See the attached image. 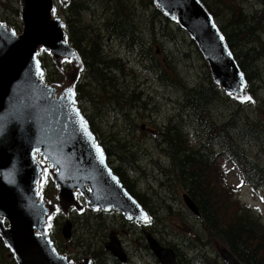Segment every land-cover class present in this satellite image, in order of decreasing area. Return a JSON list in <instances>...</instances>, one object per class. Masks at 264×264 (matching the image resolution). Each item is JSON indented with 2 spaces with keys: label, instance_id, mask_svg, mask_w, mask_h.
<instances>
[{
  "label": "rangeland",
  "instance_id": "obj_1",
  "mask_svg": "<svg viewBox=\"0 0 264 264\" xmlns=\"http://www.w3.org/2000/svg\"><path fill=\"white\" fill-rule=\"evenodd\" d=\"M203 2L206 6H232L234 8L233 16L239 7L230 0H219V3H214L213 0H203ZM73 3L78 6L77 13L68 10ZM243 6L246 12L252 8L249 0H245ZM19 7L20 0H0V19L4 17L5 21L17 25L20 32L22 22L19 17ZM120 10L121 14L113 18ZM215 13H218L217 10H215ZM56 14L68 23L70 40L73 39L72 36H75L74 30L76 28L80 29L83 33L80 39L83 46L90 43V40L96 35L101 34L104 39L102 51L111 52V46H113L112 51L114 53H111L112 56H123L124 49L120 47V44L125 39L136 43L134 50L164 66L163 75L158 81L166 83L167 86L163 92L161 91L162 88L156 85L157 83L151 84L150 80L147 82L140 81V77H138L136 83L134 76L127 74L129 84L119 88L113 87L112 90L105 89L106 92H100L101 98L95 99L94 103L90 101L81 102L87 117L92 122L93 130L100 137L116 127V136L126 138L124 147L126 151L133 154L128 157V160L132 163L124 160L118 161L117 159H111V161L115 168L120 167L122 171L124 170L126 178L133 184L132 190L135 194L143 193L148 196L147 202L142 205L147 213V219H139L136 222L131 216L114 214H101L100 219H95L94 214L90 212L83 214L79 210H73L65 214V217H57L58 220L56 226H54L52 238L62 250L66 251L63 254L67 256L70 264L81 262L85 256L92 257L94 264H160L153 253H149L148 248L145 247V244L147 245L145 232L152 233L159 242L164 239L167 244L162 245L174 248L180 262L183 264H203L209 261L207 258L216 261L218 256L223 253L222 249L228 247L218 237L208 234L201 225L199 216L193 215L186 207L182 197L184 192L183 181L179 182L180 184L176 183L175 180L160 183L164 177L168 178L162 171L163 167H168V163L165 159H162L163 165L156 161L158 155L162 153L160 146L155 141L156 131L160 137L162 132L165 131L161 128L170 119L177 121L179 119V111L177 110H187V113H185L186 118L191 117V115L188 116L189 106L183 101L184 91L190 92L198 86L205 88L204 95L199 93L203 98L191 96L187 99V103H194L200 114L209 115L210 123L208 126H211L213 121L215 129L217 131L221 130L222 135H226L229 129L231 130L229 125H242L245 127L246 124L253 121L254 125L259 121L264 129V103L254 106L244 105L243 109L238 110L237 121L230 123L227 119L228 117L230 119L231 110L238 109L233 100L241 103L242 101L238 96H232L233 100H230L223 91H218L215 84L209 83V76L205 70L207 68L203 65L202 58L194 51L193 46H190V41L185 32L177 24L171 23L167 19L164 20L160 12L159 16L156 13L155 6L151 4V0H71L68 6L58 4ZM112 18V21L118 19V23L121 21L126 23L124 28L129 30L127 35L114 33L111 38L110 27L106 24ZM224 26L226 27L225 24ZM132 31L135 32L137 39L135 37L130 39L129 35ZM141 41L143 45L140 44ZM188 50H190V54H184ZM43 56L48 61L49 79L51 80L53 77L65 79L64 71L71 70L69 63L64 61V64L58 67L46 52ZM106 56L107 58H113L110 55ZM113 59H116L121 67L125 64L120 59ZM125 62L126 64L130 63L129 60ZM261 65L264 66V61L261 62ZM82 71V64H80L77 77L81 76ZM135 71L142 78L147 75L143 74V70L139 68H135ZM127 72L129 73L131 70L129 69ZM258 72L261 79L253 76L252 83L257 89L261 100H263L264 70ZM79 81L84 86L89 82L84 73ZM152 87L160 91L154 93L151 90ZM86 88L94 94L97 92L96 83L93 84V87L88 85ZM141 89L144 91L142 98L139 97ZM122 90L127 92L129 90L128 98L121 95ZM196 92L198 91L194 90V94ZM217 93L219 99L215 101ZM84 94L88 95L86 92ZM120 95L129 105L126 103L121 104ZM104 101L111 106L114 105L113 108L117 110L113 118L109 115L101 116L106 119L105 123L101 119L91 117L92 113H103V108L99 104H103ZM122 105H124V108H121ZM106 108L109 109L110 107L107 106ZM124 110H126V113H123ZM147 117L152 118L147 121ZM184 120L183 129L186 132L187 126H192L193 121L189 119L190 123L187 119ZM145 121L147 122L143 124ZM182 125V123H179L181 129ZM139 127L141 130H139ZM150 127L151 129H149ZM224 128L227 130H223ZM210 130H213L212 126ZM248 130L246 127L243 128L242 135L246 134ZM177 131L180 133V137H186L189 146L193 150L199 145L200 141H197L198 138L194 130L188 134L184 133L183 136L179 129ZM109 134L113 135L114 133ZM243 148L245 147L243 146ZM119 151L122 152L123 148H120ZM251 152L256 154L255 149H252ZM228 180L230 183L239 181L238 174L231 168H229ZM47 188H49V185H45L42 191ZM260 194L262 195L264 192L260 191ZM258 196L259 194L251 193L250 189L248 190L246 187H243L239 192L242 201L244 199L249 200L253 206H256L257 202L260 203V209L264 213V205L261 204L262 198ZM48 199L54 201L53 197ZM221 212L226 211L221 210ZM227 213V217L234 216L236 208ZM64 218H68L73 225L72 236L68 239L63 238L61 235V221ZM138 226L142 228H136ZM112 231L116 233L120 240L128 256V262H119L109 250H105L104 244L108 241ZM176 248L179 249L180 253L177 252ZM196 253L199 257L192 260L191 257ZM0 264H15L8 248L1 245Z\"/></svg>",
  "mask_w": 264,
  "mask_h": 264
},
{
  "label": "water",
  "instance_id": "obj_2",
  "mask_svg": "<svg viewBox=\"0 0 264 264\" xmlns=\"http://www.w3.org/2000/svg\"><path fill=\"white\" fill-rule=\"evenodd\" d=\"M58 1L64 6L68 0ZM154 2L167 16L175 17L195 41L213 83L222 86L227 94L248 97L242 71L202 2ZM54 9V0H20L21 31L0 21V232L14 249L18 264H66L44 234H34V229L44 233L47 228V210L43 208L46 201L36 200L46 160L58 187L57 197L63 202L73 203L78 189L89 200L97 195L102 198L95 204L91 202L92 207H120L135 221L147 217L108 164L76 106L73 84L81 61L66 39L64 22L55 16ZM41 49L49 52L58 67L68 59L71 70L64 71L65 79L60 83L41 79ZM37 151L42 155V164L37 162ZM182 197L186 206L199 214L192 199L186 193ZM69 229L67 222L63 229L66 238L70 236ZM145 237L160 264H179L172 248L162 246L149 232ZM105 248L120 261H126L116 236H110ZM222 251V257L230 264H242L228 248Z\"/></svg>",
  "mask_w": 264,
  "mask_h": 264
},
{
  "label": "trees",
  "instance_id": "obj_3",
  "mask_svg": "<svg viewBox=\"0 0 264 264\" xmlns=\"http://www.w3.org/2000/svg\"><path fill=\"white\" fill-rule=\"evenodd\" d=\"M234 2L236 6H239L235 15L234 8L232 6L222 7L220 5L207 6L214 15H218L220 27L225 35L227 43L234 49L236 56H241L240 65L244 72L247 84V90L251 94L258 92L252 83L253 76H257L261 79L259 71L258 60L252 63L253 60L264 54L258 51L256 54V42L258 38L261 40L264 32V0H258V4L245 13L240 10V6L244 7L243 0H230ZM214 3H219V0H213ZM69 11L77 13V4H72L68 8ZM217 10L218 13H215ZM156 13L160 16L159 11ZM121 14V10L113 17L116 18ZM113 18L106 24L110 27L111 32H117L119 35L125 34L126 23L118 19ZM164 20L166 18L164 17ZM223 20V21H222ZM112 23L110 24V22ZM226 25V27L224 26ZM68 25V23H67ZM129 31V30H128ZM128 34V32H127ZM73 42L74 48L77 50L82 62L83 72L89 82L82 85L79 79L75 83V91L77 101L86 102L90 101L94 103L95 99H99L100 92H106L105 89L112 90L113 87L119 88L130 83L126 78V71L118 65L116 59L118 57L107 58L102 51L103 37L101 34L96 35L90 40V43L83 46L81 38L83 33L80 29L74 30ZM132 36V32H130ZM70 39V34H69ZM259 44H262L259 41ZM133 42L130 43V47ZM127 51V50H126ZM155 62V61H154ZM47 59L42 57V64L45 67L44 73L45 80L49 79V69L47 66ZM256 65V66H255ZM259 74V75H258ZM162 77L163 73H159ZM57 77H53L51 80H55ZM125 79V80H124ZM50 80V79H49ZM97 84L96 93H92L86 86L93 87V84ZM209 83L212 82L209 80ZM261 86V85H260ZM194 90H197L194 94ZM204 87H196L190 92L184 91L183 101L189 106V118H185L188 122L193 121V128L198 132L197 141H200L196 150H193L188 142L186 143V137H180L176 127L170 120V125L167 126L165 134L155 136V141L161 148V154L158 155L156 161L163 165L162 159L167 160L168 167H163L162 171L168 176L164 177L160 182H169L175 180L176 183L183 181L184 191L195 202L198 211L201 225L211 236L218 237L239 259L243 264H264V220L260 214L255 211L248 204H240L239 201V188L243 185L254 182L253 190L257 188L264 189V129L259 121L254 125V121L246 124L248 132L242 135V130L245 128L242 125H229L231 130L226 135L221 134V130L215 129V124L212 121L213 130H210L211 126L210 118L208 115L200 114L199 109L197 111L196 105L192 102L187 103V99L191 96L194 98H203L199 93L204 95ZM217 91V90H215ZM219 92H222L218 88ZM86 92L88 95H85ZM206 93V92H205ZM219 94L215 96V101L219 99ZM232 100L229 96H227ZM121 104L129 103L120 95ZM258 98V99H257ZM140 99V98H139ZM256 100L260 104L264 103V99L256 96ZM234 101V100H233ZM118 102H120L118 100ZM235 102V101H234ZM237 107L241 105L240 102H235ZM257 105V104H255ZM131 106V105H130ZM124 108V105L121 106ZM238 110L240 107L230 112V123L237 121ZM126 113V110L123 111ZM95 114L93 113V116ZM190 119V120H189ZM92 122H90L91 124ZM182 130L184 123H182ZM219 127V126H218ZM189 128V126H187ZM169 131L172 133L169 134ZM207 131V132H206ZM209 138H200L203 137ZM216 133V134H215ZM100 143L102 144L107 157H115L117 160L129 161L128 157L133 155L130 151H126L124 147V141L126 138L121 136L114 137L104 135L100 137L94 133ZM183 136V135H182ZM243 146L245 148H243ZM123 148L120 152L119 149ZM252 149H255L256 154H252ZM217 159V161H216ZM111 162V161H110ZM112 163V162H111ZM229 168L234 170L238 176V184H229L225 188L227 182L226 177L229 172ZM116 172L124 181L126 188L135 195L138 201L144 205L147 202L148 196L146 194H135L133 184L125 176L124 170L120 167L115 168ZM180 184V183H179ZM259 191V190H258ZM227 195V196H225ZM225 196L223 199L222 197ZM222 199V200H221ZM236 208L234 216L228 213L232 209ZM224 210L226 212H221ZM151 212V211H150ZM154 214L153 212H151ZM95 219H100V213L94 214ZM164 242H166L164 240ZM1 243V240H0ZM177 252L179 249L176 248ZM180 253V252H179ZM176 257L179 260L178 255ZM199 255L197 253L191 257L192 260L197 259ZM207 262L203 264H216L217 260H210L207 258ZM199 261V260H198ZM181 263V262H180ZM183 264V263H181Z\"/></svg>",
  "mask_w": 264,
  "mask_h": 264
},
{
  "label": "flooded vegetation",
  "instance_id": "obj_4",
  "mask_svg": "<svg viewBox=\"0 0 264 264\" xmlns=\"http://www.w3.org/2000/svg\"><path fill=\"white\" fill-rule=\"evenodd\" d=\"M129 36H131V35H129ZM108 40H109V39H108ZM124 80H125V79H124ZM125 84H127V83H125ZM128 84H129V83H128ZM121 95H125V96L127 97V96H128V92L125 91V90H122V91H121ZM143 95H144V91L141 89V90L139 91V97L142 98ZM127 98H128V97H127ZM177 111H179V113H178L179 116H180L182 113H184V115H185V113H187V110H184V111H182V110H177ZM205 115H207V114H205ZM208 117L210 118L209 115H208ZM176 119H177V117H176ZM226 119H227V118H226ZM170 120H172V119H170ZM170 120H169L168 123H167L166 125H164L161 129L166 130V127H167V126H171V125H170ZM172 123H173V125L176 127L177 130H178V129L180 130L181 135H183L184 133H189V132H191V131L194 130V129H190V128H188L186 132L184 131V129L182 130V129L180 128V126H179V119H178L177 121H172ZM149 129H151V127H150ZM223 130H227V129L224 128ZM194 131L196 132V136H198V132H197L196 130H194ZM164 132H165V131H163L161 135H164V134H165ZM176 132H178V131H176ZM170 133H172V132L169 131V134H170ZM178 134L180 135L179 132H178ZM156 135H157V131H156Z\"/></svg>",
  "mask_w": 264,
  "mask_h": 264
},
{
  "label": "snow or ice",
  "instance_id": "obj_5",
  "mask_svg": "<svg viewBox=\"0 0 264 264\" xmlns=\"http://www.w3.org/2000/svg\"><path fill=\"white\" fill-rule=\"evenodd\" d=\"M221 39H223V37H221ZM67 91H68L69 93H71L72 90H71V88H69ZM244 99H245V100H249V99H251V98L245 96ZM82 127H83V124H82ZM97 151L100 152V149L97 148ZM101 161H102V155H101ZM145 219H147V217H145Z\"/></svg>",
  "mask_w": 264,
  "mask_h": 264
},
{
  "label": "bare ground",
  "instance_id": "obj_6",
  "mask_svg": "<svg viewBox=\"0 0 264 264\" xmlns=\"http://www.w3.org/2000/svg\"><path fill=\"white\" fill-rule=\"evenodd\" d=\"M113 52V51H112ZM114 53V52H113ZM259 73V72H258ZM259 75V74H258ZM126 76V78H127V80H128V75L126 74L125 75ZM10 96H8V98H9ZM256 98V97H255ZM258 99V98H257ZM172 114V113H171ZM14 124H16V122H14ZM18 130H20L19 128H18ZM186 143H187V141H186ZM117 159V158H116ZM149 161V160H148ZM150 162V161H149ZM153 162V161H152ZM162 165V164H161ZM137 171V170H136ZM142 176V175H141ZM143 183V182H142ZM155 183V182H154ZM179 244V243H178ZM181 245V244H180ZM179 246V245H178ZM183 247V246H182ZM180 248H181V246H180ZM186 250V249H185Z\"/></svg>",
  "mask_w": 264,
  "mask_h": 264
}]
</instances>
